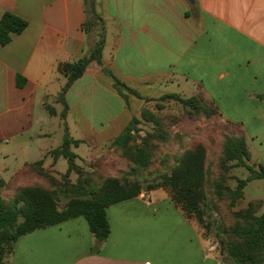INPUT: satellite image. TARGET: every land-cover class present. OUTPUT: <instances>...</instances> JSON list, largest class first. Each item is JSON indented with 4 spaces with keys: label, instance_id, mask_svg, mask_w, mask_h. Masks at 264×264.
<instances>
[{
    "label": "crops",
    "instance_id": "1",
    "mask_svg": "<svg viewBox=\"0 0 264 264\" xmlns=\"http://www.w3.org/2000/svg\"><path fill=\"white\" fill-rule=\"evenodd\" d=\"M97 8L105 33L102 64L90 62L65 93L66 103L71 95L91 115L70 121L68 103L65 119L54 104H61L57 96L67 80L62 63L81 58L95 41L84 31V0H0V17L9 11L27 21L21 33L0 45L5 189L14 184L15 193L32 183H22V176L36 181L39 174L30 167L37 161L57 178L66 172L67 161L65 171L56 169L64 157L50 153L62 144L64 124L79 140L70 148L76 164L88 163L94 171L91 162L102 159L110 142L139 116L130 96L114 88V79L141 94L170 85L171 92H203L223 120L242 127L251 156L264 166V0H97ZM17 75L26 79L22 87ZM39 107L59 117V145L58 139L48 143L52 131L33 130ZM82 144L88 151L79 154ZM106 215L110 232L101 243L86 219L76 216L20 236L7 264H225L198 222L163 187L111 204Z\"/></svg>",
    "mask_w": 264,
    "mask_h": 264
},
{
    "label": "trees",
    "instance_id": "2",
    "mask_svg": "<svg viewBox=\"0 0 264 264\" xmlns=\"http://www.w3.org/2000/svg\"><path fill=\"white\" fill-rule=\"evenodd\" d=\"M86 20L84 31L88 33L94 25H100L101 31L90 47L88 52L81 58L64 62L61 70L67 76V80L57 96V101L63 105L60 117L65 119L67 113V103L65 93L70 85L83 75L90 62L94 61L102 64L101 56L105 43L104 22L97 10V0H84ZM27 27V21L22 17L5 11L0 17V45H6L12 39L13 34L21 33ZM26 79L17 75V86L22 87ZM114 88L122 96L128 94L139 95V92L114 79ZM168 97L180 99L176 94ZM185 104L191 105L194 98L182 100ZM215 106V105H214ZM49 113L54 114L55 109L45 104ZM216 108V107H215ZM217 109V108H216ZM147 117L142 113V118ZM139 119L133 117L121 132L110 142L111 145L120 147L122 153L133 163V170L145 169L149 164L151 155L150 137H144L142 144H133L134 134L137 130ZM152 137V136H151ZM79 140H73L64 124L63 141L60 147L50 153L54 158L63 156L68 164L66 172L62 175L68 176L70 173H79V166L76 164V155L71 151V145L78 144ZM249 159L246 142L243 136L226 137L223 157L221 163L225 161H236L237 165H243L248 170V175L244 179H238L237 186L229 189L222 183H217L215 194L224 197V192H228L231 198L230 203H234V198L243 196V188L253 179H264V166L260 163L257 167L246 162ZM205 151L202 146L185 151L177 160L176 164L168 173L161 175V180L157 184H151L148 190L163 187L170 193L171 199L181 207L187 217H195L202 224V215L207 206L204 183L206 172L204 169ZM40 176L52 180L50 174L41 167V161L35 162L31 167ZM79 178L75 186H71V197L61 209L57 207L55 200V187L42 186L39 182L20 185L16 188L12 200L7 201L2 195L5 181L0 178V264H6L5 256H10L13 251L14 242L22 235L36 229L58 224L69 218L83 216L88 224L90 232L95 237L97 243L103 242L109 235L110 226L106 215V208L114 203L138 196L142 187L137 180L128 182L118 177H106L97 189L79 185ZM69 189V190H70ZM251 201L246 208L238 212L234 228L230 235L233 238L224 243L225 251L234 264H264V210L256 213Z\"/></svg>",
    "mask_w": 264,
    "mask_h": 264
},
{
    "label": "rangeland",
    "instance_id": "3",
    "mask_svg": "<svg viewBox=\"0 0 264 264\" xmlns=\"http://www.w3.org/2000/svg\"><path fill=\"white\" fill-rule=\"evenodd\" d=\"M98 10V8H97ZM101 15V14H100ZM102 17V16H101ZM101 31L100 25H94L88 32L89 40L97 39ZM135 89V88H134ZM169 88L158 87L152 91L147 89L143 94H128L131 106L139 111V119L137 130L133 132V144H142L144 137H150L151 155L149 164L145 169L133 170L134 163L122 153L120 147L109 144L106 148L104 157L96 162H91V167L95 165L94 171L87 169L88 163L79 166V173H71V177L59 176V178L50 175L49 179L43 176H36V181L32 178H24L21 182L32 181L41 183L42 186L55 187V200L59 209L63 208L71 197V186H75L79 178V185H85L89 188L97 189L104 178L118 177L128 182L137 180L143 190L149 188L151 184H157L161 180V175L168 173L176 164V160L187 150L194 149L196 146H202L205 151L204 169L206 179L204 190L206 193L207 206L204 208L202 215V224L195 217H191L198 222L206 237L215 244L217 250L221 254V258L225 264H234L232 259L228 257L224 243L226 240L233 238L230 235L231 229L234 228L237 220H239L238 212L243 210L252 201L256 213H260L264 208V179H253L249 181L243 188V196L234 198L231 202L230 194L224 192V197H218L215 194L217 183H222L229 189L237 186L238 179H244L248 175V170L243 165H237L236 161H225L221 163L223 157V148L226 137L243 136L246 142L245 133L241 126L226 122L223 120L215 108L213 102L205 96L201 91H195L191 94L171 92ZM170 94H176L180 99L168 97ZM135 96V97H134ZM194 98L191 105L185 104L182 100ZM70 105V121L78 120L81 115L90 116L91 109L89 107H81L79 102L72 96H69ZM51 103V102H50ZM53 104V103H52ZM114 104V101H113ZM58 110L62 109L61 104H54ZM142 113L147 117L142 118ZM58 116L50 115L42 107L35 110L34 115V131L40 128L52 131V137L48 143L60 141L58 130ZM60 126V125H59ZM152 136V137H151ZM247 146V142H246ZM87 144H82L77 152L86 153L88 151ZM249 152V159L246 162L257 167L255 159ZM99 154V153H98ZM80 163V161L78 160ZM10 169L15 163L13 159L8 160ZM67 167L66 160L59 158L56 169L65 171ZM90 167V168H91ZM4 179L11 177L10 173H4ZM14 184L3 188L2 195L10 201L13 198ZM70 189V190H69ZM5 262L8 263L9 256H5Z\"/></svg>",
    "mask_w": 264,
    "mask_h": 264
},
{
    "label": "water",
    "instance_id": "4",
    "mask_svg": "<svg viewBox=\"0 0 264 264\" xmlns=\"http://www.w3.org/2000/svg\"><path fill=\"white\" fill-rule=\"evenodd\" d=\"M190 1H193V0H190ZM102 71H103L106 75L110 76V73L106 70V68H102Z\"/></svg>",
    "mask_w": 264,
    "mask_h": 264
}]
</instances>
